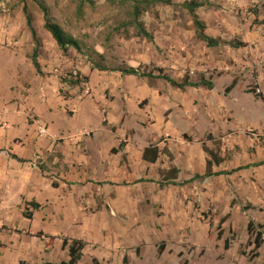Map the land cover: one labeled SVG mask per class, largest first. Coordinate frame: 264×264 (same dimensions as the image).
<instances>
[{"label":"crops","instance_id":"obj_1","mask_svg":"<svg viewBox=\"0 0 264 264\" xmlns=\"http://www.w3.org/2000/svg\"><path fill=\"white\" fill-rule=\"evenodd\" d=\"M198 1L207 4L196 14L208 36L233 43L238 39L245 44L239 49L228 45L208 48L205 44L208 56L196 62L225 66L224 72L211 80L213 90H180L163 79L99 71L91 62L82 64L65 57L64 68L76 69L87 82L77 87L62 84L59 76L48 72L56 65L43 64V55L39 60L43 76L36 72L31 62L34 46L28 45L30 35H22L16 48L4 46L14 40L15 33L0 23V228L21 223L25 227H18L26 229L27 235H46L47 229H77L78 239L88 244L78 264H92L93 260L124 264L125 258L128 264H146L144 254L130 253L121 242L83 236L87 230L147 229L150 221L145 213L153 211L144 205L151 197L153 204L161 202L165 213L157 219L162 229L207 227L201 215L207 208L206 184L216 179L221 182L224 177H242L248 192L244 203L264 207V174L260 173L264 165L185 187L160 186L172 169L179 172L174 180L177 183L203 176L210 160L206 149L220 161L214 173L229 171L228 165L236 164L233 169L241 166L235 161L239 156L245 165L264 161V143L250 134L264 128V102L246 88L255 81L264 85V73L256 79L249 73L242 74L238 55L241 50L253 53L260 47L264 51V25L260 23L264 12L259 7L256 14L249 11L260 0ZM4 17L9 27L11 20ZM165 36L174 37L167 32ZM187 46L170 47L173 71H166L164 66L159 69L175 80H183L192 54ZM152 57L156 60L155 55ZM126 65L139 66L135 62ZM35 119L46 126L45 137L38 136ZM152 146L159 149V158L148 163L143 158L144 150ZM231 154L233 161L226 159ZM259 182L263 190L256 189ZM217 200L215 195L214 206ZM30 202L38 203L41 209L34 211ZM199 205L201 209L197 210ZM26 209L33 213L31 220L23 216ZM243 215L244 227L256 221L246 212ZM35 228L39 231L33 233ZM12 241L0 234V264H60L70 259L62 243L48 252L45 243L36 251L29 242L19 247Z\"/></svg>","mask_w":264,"mask_h":264},{"label":"rangeland","instance_id":"obj_2","mask_svg":"<svg viewBox=\"0 0 264 264\" xmlns=\"http://www.w3.org/2000/svg\"><path fill=\"white\" fill-rule=\"evenodd\" d=\"M19 1L21 0H0V23L3 24V27L5 26V30L11 28L15 33L14 40L10 44L4 43V46L16 48L17 41L22 35H30L26 28L22 8L13 10V5ZM44 1L50 7L54 21L66 33L78 40L83 47L82 54L77 53L74 49H69L65 54L62 53L51 35L44 29L43 15L39 8L34 3L26 0L41 42L40 56L43 55L44 57L42 63L55 64L56 66H51L48 70L54 75L59 76L74 71L78 72L74 68H67L68 70L64 68L66 59H75L82 64L91 62L90 57L98 61L94 56V51L103 55L104 61L102 64L111 70L128 67L127 62H135L139 64L137 68L141 69V73L158 74L157 70L161 66H164L166 71L171 72L173 70L170 69L171 64H169V49L172 45L181 47L182 44L188 45L187 49H190L192 53L190 65L184 69L186 77L191 81H200L202 77L211 81L224 72L225 66L221 63L196 62L199 61L196 59L208 56V50L205 43L197 39L190 15L180 6L188 0H171L173 6H157L149 13L141 16L140 21L143 22L148 32L153 35L154 42L137 37L134 28L123 27L122 24L130 19L128 8L111 0H91V2L85 0ZM258 7L264 12L263 0H260L258 5L249 7V11L256 14ZM4 16L9 17L11 20L8 23L9 27L6 25ZM262 30L264 31V28ZM166 32L174 37H166ZM158 33L159 36H157ZM261 39L264 43V32ZM236 41L238 42V39H235ZM28 45L30 48L33 45L31 35ZM180 52L182 51L180 50ZM152 55H155L156 60ZM216 55L219 56V53ZM238 55L241 57L239 60L242 61V74L249 73L256 79L264 73V51L261 47L257 51L255 49L253 53L241 50ZM63 57L66 59L64 60ZM227 64H229V61H227ZM230 64H234V62L231 61ZM247 65L248 70H246ZM175 71L177 72V70ZM174 73L173 76H175ZM246 88L256 99L264 98L263 84L259 86L255 81ZM256 90H259L260 94H256ZM250 134L255 135L259 143H264V128L259 131L251 130ZM232 155H226V159L228 157L229 161H233ZM235 161L240 163L241 166L245 165L242 156L235 157ZM235 166L237 165H228L227 168L231 170ZM260 173L264 174V171ZM220 181L216 179L206 184L205 191L208 196L205 205L207 208L201 215L206 225H209L207 227L187 230L162 229L158 226L157 219L165 216V213L162 212L161 202L158 205L153 204L151 197L145 200L147 205H144L147 206L149 212L153 211L152 214L145 213L150 221L147 224V229L87 230L83 238L99 240L100 242L106 239H111L114 243L121 242L124 246L129 247L127 250L130 253L144 254L146 264H264V247L262 256L258 254L257 257H253V247L248 246L247 227H244L241 222L244 217L243 213L246 212L247 215H251L256 219L255 223L264 225V207L262 204L252 207L248 202L244 203L248 192L243 187L246 183L242 177L238 179L236 177H224ZM256 189L263 190L261 182L257 183ZM171 194L174 195L175 192ZM215 195H217L218 200L217 205L214 206L212 200H214ZM159 201H163L162 198ZM196 208L199 210L201 206H196ZM238 208L240 212H237ZM228 219L229 224L226 223ZM233 224L235 225L234 228ZM18 225L25 227L21 223L2 226L0 234L4 235L6 239H13L11 243H16L19 247H22L23 242H29L32 249H36V251L43 247L44 243L49 248V252L55 244L62 243L64 238L73 239L75 237L78 239L79 237V230L77 229L71 231L47 229L49 234L46 235L55 239L45 238L40 240L28 236V231L20 229ZM38 231V228L33 229V233ZM226 243H228V248H225ZM134 244L135 247H130ZM242 252L245 255H242Z\"/></svg>","mask_w":264,"mask_h":264},{"label":"trees","instance_id":"obj_3","mask_svg":"<svg viewBox=\"0 0 264 264\" xmlns=\"http://www.w3.org/2000/svg\"><path fill=\"white\" fill-rule=\"evenodd\" d=\"M31 3H34L39 10L41 11L43 15V22H44V29L51 35L52 39L56 43L57 47L61 50L62 53H67L69 49H74L77 53L82 54L83 53V47L81 43L76 40L73 36L66 33L63 28L57 24L53 16L51 14L50 7L44 0H29ZM90 1L91 0H85ZM114 3H118L121 6H126L128 8V15L130 19L123 23L122 26L125 28H134L136 31V36L140 38H144L149 42H153L154 38L153 35L148 32L146 27L144 26L143 22L140 21L141 16H143L146 13H149L152 9H154L157 6H173V3L171 0H111ZM264 1V0H263ZM207 4L198 0H192V1H186L183 4H181V8L187 11V13L190 15L193 26L196 30V36L197 39L201 42H204L208 48H215L220 45H228L231 48L239 49L245 47V44L241 42H224L220 39H214L206 34V26L205 24L200 20L196 12L202 8L205 7ZM22 8L23 16L25 17L26 22V28L28 29L32 42L34 45L33 53L31 56V62L34 66L36 72L43 76L42 72V66L39 62V57L41 55V42L38 38L37 31L34 27L33 17L31 13L29 12L28 5L26 4V0H21L18 3H15L13 5V10H16L17 8ZM257 22V21H255ZM264 25V21L260 22ZM94 56H96V61L93 57H90V61L93 64V67L99 71H114V72H120L123 75H131V76H138V77H147V78H159L167 81L170 83L173 87L178 88L180 90H185L186 88H206L208 90H213L214 85L211 81L206 80L205 78H201L200 81L193 82L188 77H185L183 80L178 81L175 80L168 75L164 74V71L162 69H158V75L153 76L152 73H141L140 68H131V67H121L118 69H109L105 65L102 64L104 61L103 55L97 53L94 51ZM80 76V74L78 73ZM60 81L62 84H67L72 87H77L83 82H87V79L84 77L81 80H68L64 78H60ZM230 89H227L226 92H229ZM262 101L264 102V98L261 97ZM187 138V137H186ZM159 149L157 147H150L148 149L144 150V161L148 163H154L159 158ZM206 153L210 157V160L207 162V171L203 176L197 175L193 179L189 181H185L182 183H177L174 180L177 179V176L179 172L176 169H172L170 171V175L166 177V183L160 184L161 187H165L168 185H172L175 187H185L188 186L196 181H203L207 178L211 177H219V176H231L235 175L244 171L249 170L250 168H256L264 165V161L260 163H253V164H246L243 166H240L236 169H232L229 171H223L214 173L213 168L215 166L220 165V161L217 159V157L206 149ZM173 180V181H172ZM53 187L57 188L58 184L53 183ZM28 205L34 210L39 211L41 209V205H39L36 202H30ZM23 216L26 219L31 220L33 217V213H30L28 209H26L23 212ZM247 232L249 236L248 246L253 247V257L258 256V252L260 248L264 244V225L257 224L254 221H250L247 227ZM29 236L36 237L38 239H44L49 238L51 240L55 239L54 237H48L43 232H38L35 235H31L28 233ZM88 244L80 239H71V238H64L62 241V247L63 249L68 248V256L69 261L67 263L62 262L60 264H78V262L82 259L83 251L85 247ZM225 248H228V243L225 244ZM162 249V247H161ZM242 255H245L244 252H242ZM20 264H26L25 262L21 261ZM92 264H99L97 260H93ZM124 264H128L127 258L124 259Z\"/></svg>","mask_w":264,"mask_h":264},{"label":"built area","instance_id":"obj_4","mask_svg":"<svg viewBox=\"0 0 264 264\" xmlns=\"http://www.w3.org/2000/svg\"><path fill=\"white\" fill-rule=\"evenodd\" d=\"M60 78H66L68 80H81L82 77L78 75V72L74 71V72H71V73H68V74H61L59 75ZM256 94H260V91L259 90H256ZM34 124H35V128H36V131L38 133V136L40 137H45L47 135V128L46 126L44 125V123L40 120H37L35 119L34 120Z\"/></svg>","mask_w":264,"mask_h":264}]
</instances>
